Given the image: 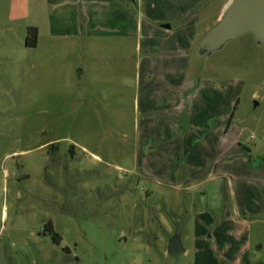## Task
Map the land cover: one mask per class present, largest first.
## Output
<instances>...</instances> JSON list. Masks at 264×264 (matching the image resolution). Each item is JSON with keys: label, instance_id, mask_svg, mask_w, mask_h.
Masks as SVG:
<instances>
[{"label": "rangeland", "instance_id": "374dc122", "mask_svg": "<svg viewBox=\"0 0 264 264\" xmlns=\"http://www.w3.org/2000/svg\"><path fill=\"white\" fill-rule=\"evenodd\" d=\"M225 1L143 0L107 39L67 0H0V264H264V44L187 60Z\"/></svg>", "mask_w": 264, "mask_h": 264}, {"label": "crops", "instance_id": "0c3cea01", "mask_svg": "<svg viewBox=\"0 0 264 264\" xmlns=\"http://www.w3.org/2000/svg\"><path fill=\"white\" fill-rule=\"evenodd\" d=\"M52 1L53 0H49ZM230 0H226L221 9L217 20H220L223 16L224 10L226 8V5L229 3ZM67 2H70L72 4V8L67 9V12H69L67 15H71V13H74V17L78 15V13L83 14L87 19L90 18L94 20V26L93 30L98 34L100 31L101 34L105 35V38H114V36H122L123 38H133V15H135L136 11H141V6L143 0H67ZM78 8V9H77ZM179 12V11H178ZM200 12V3L199 5H196L194 7L191 6L190 8H187L182 12L180 15L181 17H177L178 19L176 21H162L163 25L159 26L163 31H167L169 29L173 28V25L176 22H182L183 19H186L188 14H196ZM66 15V16H67ZM65 16V17H66ZM196 21V19L194 20ZM196 23V29L198 30L200 26V19H197ZM97 24V26H96ZM137 29H140V19H138L136 23ZM170 26V27H168ZM87 29V28H86ZM181 29V28H179ZM188 32L189 35V28L185 29ZM91 31V30H89ZM165 36V34H163ZM161 42V47L163 48V52L161 54L163 55H179V51H177L175 48L180 47H186L184 45L185 41L178 40V41H169L167 37L163 39ZM194 43L192 46H189L187 49V60L191 62V57L193 56L192 51L198 50V44L200 42V37L195 39L193 41ZM110 47H114L113 43H108ZM125 49L127 50V53H125ZM135 49L138 52V56L136 55H130L128 56L130 52L129 47H123L121 49H117L116 46L113 48L114 51L118 52L121 51V56L118 61H121L122 64L125 63L126 59H132L135 58V60H139V54H140V45H135ZM137 61L136 63H138Z\"/></svg>", "mask_w": 264, "mask_h": 264}, {"label": "water", "instance_id": "95a60500", "mask_svg": "<svg viewBox=\"0 0 264 264\" xmlns=\"http://www.w3.org/2000/svg\"><path fill=\"white\" fill-rule=\"evenodd\" d=\"M246 34H251L258 44H264V0H230L222 18L200 40L199 52L209 56ZM182 252L185 249L180 234H176L170 240L168 253Z\"/></svg>", "mask_w": 264, "mask_h": 264}, {"label": "trees", "instance_id": "16d2710c", "mask_svg": "<svg viewBox=\"0 0 264 264\" xmlns=\"http://www.w3.org/2000/svg\"><path fill=\"white\" fill-rule=\"evenodd\" d=\"M38 43V29L37 28H30L28 31V37L26 39V45L30 47H36ZM46 232L53 231V226L51 222L45 227Z\"/></svg>", "mask_w": 264, "mask_h": 264}]
</instances>
